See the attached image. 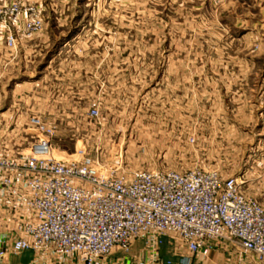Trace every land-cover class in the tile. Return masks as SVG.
I'll return each instance as SVG.
<instances>
[{"label": "rangeland", "instance_id": "1", "mask_svg": "<svg viewBox=\"0 0 264 264\" xmlns=\"http://www.w3.org/2000/svg\"><path fill=\"white\" fill-rule=\"evenodd\" d=\"M19 1L43 26L9 48L0 22V153L27 150L35 115L56 157L213 168L264 204V0Z\"/></svg>", "mask_w": 264, "mask_h": 264}, {"label": "built area", "instance_id": "2", "mask_svg": "<svg viewBox=\"0 0 264 264\" xmlns=\"http://www.w3.org/2000/svg\"><path fill=\"white\" fill-rule=\"evenodd\" d=\"M0 22L6 46L16 48L42 28L40 5L2 2ZM30 123L37 135L27 150L0 153V260L30 250L38 264L64 255L95 264L114 248L130 256L142 238L129 259L170 264L159 254L169 236L191 254L230 243L264 263V204L242 192L238 176L200 166L114 173L83 148L54 156L53 125L35 115Z\"/></svg>", "mask_w": 264, "mask_h": 264}, {"label": "crops", "instance_id": "3", "mask_svg": "<svg viewBox=\"0 0 264 264\" xmlns=\"http://www.w3.org/2000/svg\"><path fill=\"white\" fill-rule=\"evenodd\" d=\"M143 244L142 238H137L132 244L130 256L125 255L120 249L114 248L107 256L98 257L95 264H142L131 256L139 250ZM175 242L169 236L164 237L159 246V254L164 258H170V264H264L255 259L252 254L239 255L238 246L235 244H223L212 248L208 254H191L182 246L174 247ZM55 262L60 264H81L76 255H64ZM0 264H38L34 259V254L30 250H23L18 254L8 253ZM48 264H50L48 262ZM52 264V263H51Z\"/></svg>", "mask_w": 264, "mask_h": 264}]
</instances>
